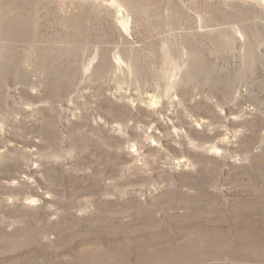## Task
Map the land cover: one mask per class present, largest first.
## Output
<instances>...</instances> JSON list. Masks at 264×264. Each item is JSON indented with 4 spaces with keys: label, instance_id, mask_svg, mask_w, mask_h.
Listing matches in <instances>:
<instances>
[{
    "label": "rangeland",
    "instance_id": "obj_1",
    "mask_svg": "<svg viewBox=\"0 0 264 264\" xmlns=\"http://www.w3.org/2000/svg\"><path fill=\"white\" fill-rule=\"evenodd\" d=\"M0 264H264V0H0Z\"/></svg>",
    "mask_w": 264,
    "mask_h": 264
}]
</instances>
